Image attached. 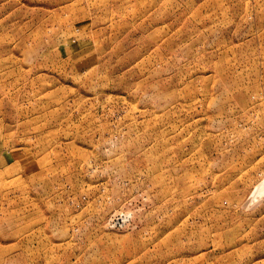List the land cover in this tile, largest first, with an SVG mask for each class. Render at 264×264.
Listing matches in <instances>:
<instances>
[{
    "label": "rangeland",
    "instance_id": "obj_1",
    "mask_svg": "<svg viewBox=\"0 0 264 264\" xmlns=\"http://www.w3.org/2000/svg\"><path fill=\"white\" fill-rule=\"evenodd\" d=\"M262 180L264 0H0V264H264Z\"/></svg>",
    "mask_w": 264,
    "mask_h": 264
},
{
    "label": "bare ground",
    "instance_id": "obj_2",
    "mask_svg": "<svg viewBox=\"0 0 264 264\" xmlns=\"http://www.w3.org/2000/svg\"><path fill=\"white\" fill-rule=\"evenodd\" d=\"M251 193H252V196H253L254 199H258L261 196L263 197L264 196V181L262 180L261 183L256 185V187L254 188L253 192H251Z\"/></svg>",
    "mask_w": 264,
    "mask_h": 264
}]
</instances>
